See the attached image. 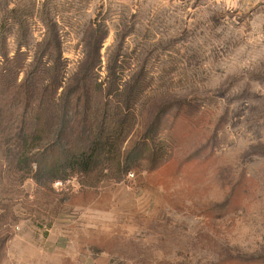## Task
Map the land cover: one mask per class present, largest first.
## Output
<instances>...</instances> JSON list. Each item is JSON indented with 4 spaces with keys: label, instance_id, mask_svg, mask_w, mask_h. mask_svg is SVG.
<instances>
[{
    "label": "rangeland",
    "instance_id": "rangeland-1",
    "mask_svg": "<svg viewBox=\"0 0 264 264\" xmlns=\"http://www.w3.org/2000/svg\"><path fill=\"white\" fill-rule=\"evenodd\" d=\"M57 62V97L82 72L103 92L141 85L122 148L157 117L162 159L39 187L0 132V264H264V0H0V90Z\"/></svg>",
    "mask_w": 264,
    "mask_h": 264
},
{
    "label": "trees",
    "instance_id": "trees-1",
    "mask_svg": "<svg viewBox=\"0 0 264 264\" xmlns=\"http://www.w3.org/2000/svg\"><path fill=\"white\" fill-rule=\"evenodd\" d=\"M64 77L61 62L51 68L35 63L25 88L22 84L16 86L15 74L1 84L0 95L4 93L2 87L5 91L19 88L21 101L25 102L23 114L18 112L21 101L13 107L0 104V132L6 138L17 139L6 143L5 150L14 157L17 172L39 187L72 178L95 187L120 183L130 172L158 168L162 158L153 141L160 127L159 118L152 120L129 150L122 148L135 125L129 105L144 91L141 85L132 83L120 95L115 93L116 88L103 92L82 72L57 97ZM117 95L124 98L117 99ZM28 105L30 109L24 113Z\"/></svg>",
    "mask_w": 264,
    "mask_h": 264
}]
</instances>
